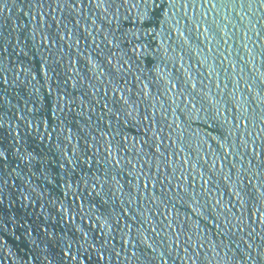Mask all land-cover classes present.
<instances>
[{"label":"water","instance_id":"obj_1","mask_svg":"<svg viewBox=\"0 0 264 264\" xmlns=\"http://www.w3.org/2000/svg\"><path fill=\"white\" fill-rule=\"evenodd\" d=\"M0 264H264V0H0Z\"/></svg>","mask_w":264,"mask_h":264},{"label":"snow or ice","instance_id":"obj_2","mask_svg":"<svg viewBox=\"0 0 264 264\" xmlns=\"http://www.w3.org/2000/svg\"><path fill=\"white\" fill-rule=\"evenodd\" d=\"M0 155H2V153H0Z\"/></svg>","mask_w":264,"mask_h":264}]
</instances>
